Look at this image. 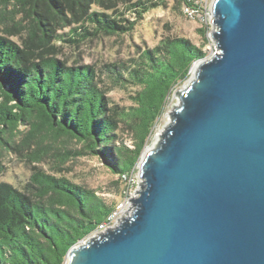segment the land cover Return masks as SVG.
I'll return each instance as SVG.
<instances>
[{
  "label": "trees",
  "instance_id": "1",
  "mask_svg": "<svg viewBox=\"0 0 264 264\" xmlns=\"http://www.w3.org/2000/svg\"><path fill=\"white\" fill-rule=\"evenodd\" d=\"M119 1L0 0V15L12 22L7 35L0 33V159L24 126L29 129L23 143L37 146L32 157L54 153L58 171L72 157L87 155L98 157L120 179L133 171L171 93L208 57L204 48L211 41L208 28L200 29V45L167 37L128 63L104 65L112 83L136 88L133 104L118 110L98 67L62 60L59 43L129 34L147 12L166 2L122 0L131 2L132 19L117 9ZM179 1L204 15L203 1ZM14 29L21 40L12 38ZM121 123L129 127L134 145L121 138ZM66 141L82 148L70 149ZM28 186L0 182V264H66L70 248L108 224L117 206L94 189L42 169Z\"/></svg>",
  "mask_w": 264,
  "mask_h": 264
},
{
  "label": "water",
  "instance_id": "2",
  "mask_svg": "<svg viewBox=\"0 0 264 264\" xmlns=\"http://www.w3.org/2000/svg\"><path fill=\"white\" fill-rule=\"evenodd\" d=\"M210 21L215 53L175 90L137 195L66 264H264V0H213Z\"/></svg>",
  "mask_w": 264,
  "mask_h": 264
},
{
  "label": "rangeland",
  "instance_id": "3",
  "mask_svg": "<svg viewBox=\"0 0 264 264\" xmlns=\"http://www.w3.org/2000/svg\"><path fill=\"white\" fill-rule=\"evenodd\" d=\"M212 2L213 0H208L207 6H204V8H206V10L203 11L204 15L192 17L187 11H185V7L179 0H166L164 4H160L158 7L147 12L144 15V18L137 22L135 29L129 34L122 36L104 35L99 38L86 40L79 45L59 43L62 44L59 58L70 64L77 62L82 65L97 66L102 79L105 80L104 88L107 91V97L113 102L111 104L117 105L118 110H123V108H126L125 110H127V108L133 104L131 95L134 94L132 90H135L136 88L129 87L126 89L112 83L107 77L108 73L104 65L115 62L128 63L129 60L137 58L147 48H152L162 39L167 37H185L197 45L202 44L203 38L200 29L208 28L207 35L209 38L210 33H212L214 29L212 21H210ZM130 3L131 2L120 0L117 9L126 11V16L133 19L132 12L127 11ZM8 17L9 15L6 17L3 14L0 15L1 34L7 35L5 32L7 30L9 31L10 26L12 25L11 20L7 19ZM66 31H68V28L63 30V32ZM11 32L15 33L12 38L16 40H21L23 38V36L16 34V29ZM204 49L207 50L208 57L215 53V47L212 41L207 43ZM192 73L193 71L191 70L190 76ZM177 88L171 93L164 114L158 119L154 126L142 156L149 148L162 121L166 117ZM28 129L29 127L22 126L21 130L23 133L19 132L17 134L15 143H12L13 148L2 152L0 159V182H10L18 188L25 189L26 187H29L28 184L31 183L33 174L39 169L53 175L66 176L77 184L96 190L97 193L100 196H103L107 201L116 203L119 214L114 218L112 226L116 225L121 215L130 205L128 203V198L135 197L137 195L136 190L140 188V184L138 183L139 176L136 171L133 175L134 183L130 187H128L129 184L126 183V180L120 179L118 175L112 173L107 167H105L103 161L95 156L87 155L78 156L76 158L72 157L69 161L62 164L61 170L58 171L56 162L57 157L54 153H49V155L43 157L42 160L32 157L31 152L37 149V146L33 143H31V146H26L22 141L23 138H26L25 135L27 134ZM120 130L121 138L124 142L128 146L134 145V143H132L133 141L129 127L126 124L121 123ZM65 145L70 149L77 151L82 148V144H78L74 141H66ZM140 159L136 165L137 167ZM122 203L124 204V207H121L120 204ZM96 234L94 233L93 235Z\"/></svg>",
  "mask_w": 264,
  "mask_h": 264
},
{
  "label": "built area",
  "instance_id": "4",
  "mask_svg": "<svg viewBox=\"0 0 264 264\" xmlns=\"http://www.w3.org/2000/svg\"><path fill=\"white\" fill-rule=\"evenodd\" d=\"M201 1L204 2V4H205L204 6L206 7V6H207V2H208V0H201ZM184 7H185V11H187V13H188L190 16H192V17H195V16H196L195 9H193L192 7H189V6H187V5H184ZM136 167H137V166H136ZM136 167L133 169V171H132L130 174H124V175H122V178H123L124 180H126V183L129 184L128 187H130V186L134 183V182H133V175H134V173H135V171H136ZM128 203L130 204L129 201H128ZM120 205H121V207H124V204H123V203L120 204ZM118 214H119V211L117 210V206H116L115 211L112 213L111 217L109 218V219H110V222H109L108 224H106L105 226H102L101 230L97 231L96 233H99V232L105 230V228L112 226V225H113V220H114V218H116V216H117ZM96 233H95V234H96Z\"/></svg>",
  "mask_w": 264,
  "mask_h": 264
},
{
  "label": "bare ground",
  "instance_id": "5",
  "mask_svg": "<svg viewBox=\"0 0 264 264\" xmlns=\"http://www.w3.org/2000/svg\"><path fill=\"white\" fill-rule=\"evenodd\" d=\"M195 70V67L192 69V71H194Z\"/></svg>",
  "mask_w": 264,
  "mask_h": 264
}]
</instances>
